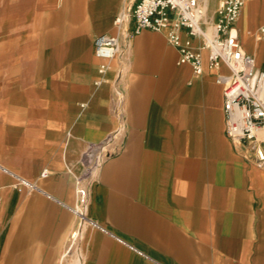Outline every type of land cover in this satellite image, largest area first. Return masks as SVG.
Returning <instances> with one entry per match:
<instances>
[{
  "label": "crops",
  "instance_id": "0c3cea01",
  "mask_svg": "<svg viewBox=\"0 0 264 264\" xmlns=\"http://www.w3.org/2000/svg\"><path fill=\"white\" fill-rule=\"evenodd\" d=\"M121 3L0 0V264L76 247L80 264H264V168L224 133L207 51L196 77L166 30L143 29L98 73L93 42ZM235 26L264 69V0ZM107 150L83 206L75 176Z\"/></svg>",
  "mask_w": 264,
  "mask_h": 264
},
{
  "label": "built area",
  "instance_id": "2783aa9c",
  "mask_svg": "<svg viewBox=\"0 0 264 264\" xmlns=\"http://www.w3.org/2000/svg\"><path fill=\"white\" fill-rule=\"evenodd\" d=\"M122 0L113 20L115 32L102 33L93 42L94 55L103 60L97 67L101 75L106 60L122 52L120 36L128 37L143 29L166 30L168 42L179 50V62L191 65L194 76L204 72L202 51H207V66L222 88L224 133L238 146H249L253 163L264 168V69L248 53L235 26L246 0ZM212 9L213 19L209 17ZM133 19L131 31L124 28ZM264 38V27L259 30ZM225 67L226 71H221ZM95 80L94 84H99ZM113 100L121 104L120 89L114 85ZM98 168V167H97ZM47 175V170L41 172ZM78 203L89 199V184L75 176Z\"/></svg>",
  "mask_w": 264,
  "mask_h": 264
},
{
  "label": "rangeland",
  "instance_id": "374dc122",
  "mask_svg": "<svg viewBox=\"0 0 264 264\" xmlns=\"http://www.w3.org/2000/svg\"><path fill=\"white\" fill-rule=\"evenodd\" d=\"M110 151L107 150L106 152L99 153L95 156L92 155L90 157H87V159L83 162V168L81 169L79 174L76 175L83 177L85 181L88 182L90 193L92 191L96 179L97 167L99 166L103 158H105L110 153ZM87 204H89V199L87 200ZM78 211H79L78 218L85 217L86 218L85 220L91 221L89 220L88 212L87 215H85L83 207L79 206ZM80 262H81V258L79 256V248L76 247L74 249V252H71L69 255H67V257H65V260L63 261L62 264H80Z\"/></svg>",
  "mask_w": 264,
  "mask_h": 264
},
{
  "label": "bare ground",
  "instance_id": "6f19581e",
  "mask_svg": "<svg viewBox=\"0 0 264 264\" xmlns=\"http://www.w3.org/2000/svg\"><path fill=\"white\" fill-rule=\"evenodd\" d=\"M85 203H86V202L82 203L83 206L85 205ZM90 226H91V225H90ZM71 235L76 236V232H75V231H72V234H71Z\"/></svg>",
  "mask_w": 264,
  "mask_h": 264
}]
</instances>
